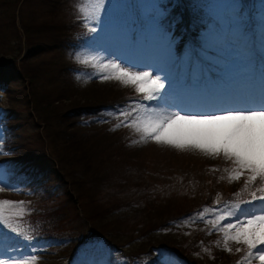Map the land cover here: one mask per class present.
I'll use <instances>...</instances> for the list:
<instances>
[{"label": "rangeland", "instance_id": "obj_1", "mask_svg": "<svg viewBox=\"0 0 264 264\" xmlns=\"http://www.w3.org/2000/svg\"><path fill=\"white\" fill-rule=\"evenodd\" d=\"M167 2L172 4L168 9L164 6ZM158 3L163 7L157 8V0H103V3L101 0H61L58 12L59 18L69 23L79 20L80 25L85 28L79 18L83 16L88 19L89 27L95 26L99 20L103 24V29L100 32L98 28L97 33L86 32L84 43L88 46L87 51L90 54L87 60L94 63L87 66L86 69L79 70V72H72L71 76L63 82V89L57 96H62L66 101L72 97H79L81 103L84 100L93 103L97 102L96 99L102 94L106 95L108 93L106 86L108 81L102 82L96 78V74L101 71L99 65L102 58L108 55L103 49H99L100 46L96 44V41L101 38L100 41L105 46L104 48L124 61L150 65L163 71L170 82V94L175 95L178 102L184 105L182 101H188V97L183 93V77L190 73L191 80L195 81L198 87L196 77L199 73L193 68H197V64L200 62L196 59V62L192 64L190 60L186 59L189 53L188 49H185L180 55L176 50L177 39L172 35L173 28L176 21L181 24L182 29L187 28L184 26V22L180 21L181 14L183 16L182 12H185L184 7H191L189 14L190 16L194 14L196 17L193 19L194 24H204L200 39L202 50H197L201 60L210 66L214 65L212 71H218L223 80L227 83L231 82V86L233 85L236 88L238 84L248 80L246 75L248 73H245V71L252 64L257 65L261 54L263 60H259V63L262 61L264 63V0H158ZM104 5H107L106 10ZM20 8L21 2H18L13 11L16 26L21 34ZM35 8L37 11L39 10L36 5ZM174 10L179 11V15H171L170 12ZM254 10L256 12H253ZM23 12H26V10L24 9ZM251 13H255V17L260 20L255 25L259 30L255 38L257 43L260 44L253 43V38H251L248 31L251 24ZM8 14L10 13H6V15ZM97 34H100V37L97 40H92L91 37ZM227 36L232 37L227 38ZM254 44L256 49L252 48ZM96 45L99 47L98 49ZM208 50L211 52L208 53ZM220 67L221 69H219ZM204 70L206 72V69ZM10 73L11 67L7 66L4 69V74L8 75ZM178 79L181 81L180 83L177 82ZM110 81L120 87L127 88V91L133 90L135 92L134 87L131 85H123L115 80ZM226 87L228 86L226 85ZM18 88L22 91L14 93L13 96L15 98L20 96L19 100L21 102L9 100L5 93L0 92V110H15L24 107L26 102L23 97L24 91L21 85ZM175 90L180 92L174 93ZM240 90L242 91V89ZM193 92L195 93V90L190 93L193 94ZM227 92L229 91L227 90ZM136 96L137 93L135 92L132 99ZM235 100L236 103L248 102L245 98ZM151 103L155 104V102ZM173 105L177 106L176 104ZM182 110L184 109L182 108ZM113 113H115V110L110 112L107 118L99 115L93 118L81 116L75 120L77 124L75 127L79 128V132L81 130L85 131L91 121L105 118L103 122L96 123V127L106 129L108 132L120 133L119 137L124 138L125 144L127 143L126 145L132 147L128 151L129 154L140 153L137 158L143 157V154H151V159L146 158V161H150V163H147L149 164L147 169H149L152 177L157 179L156 183L153 184L155 190L151 191L152 198L163 202L168 201L176 206L182 200L187 205H191L193 202L200 201V196L203 197L204 201L199 203L202 202L201 205L203 206L200 211L205 212L204 220H201L198 216L193 217V214H188L185 218H193L170 223L158 232H161L164 236L167 235V237L177 238L184 247H188L190 243L195 242L192 256L200 259L202 264H239L246 255V245L229 241L228 246L232 251L228 252L224 248V234L217 229H213V226L205 221L214 219L216 215L221 214L212 212L211 209L213 208H220L222 212L233 211L238 214L252 208V206L244 204L242 200V193L250 188V184L247 187L245 186L246 175L241 177L240 180H230L229 174L234 165L232 161L225 159L222 154L213 156L199 149L175 148L167 144H158L150 138L141 141L142 132H138L134 127H125L123 124L113 130V126L123 119L118 116V113ZM141 115H143L142 112ZM132 118L129 117L128 119L131 120ZM34 126L36 124L32 122L21 128V130L24 129L20 132L21 137H24V140L30 143V146H27L28 148L37 146L39 143L37 140L38 132ZM188 134L187 128H181L173 135L187 137ZM8 135L0 126V138H2L0 143L2 145ZM11 158L16 159V157L6 154L3 150V154H0V168L2 161L6 162ZM41 165L50 168L51 164L41 160ZM2 168L0 188H3V191H0V200L17 202L10 205H0V249L3 250V258L9 256L23 257L27 264H138V261L134 260V256L130 255L128 251L126 252L124 248L121 250L119 248L117 250L113 249L103 237H98L92 231L91 233L94 235L91 236L88 227L82 230V240L91 237L84 243L82 240L77 241L75 251L64 250L65 252H62H67L68 255L62 254L61 247L71 244L73 238L79 237V229H77L79 221L72 213L68 222L53 224L57 225L55 227L58 229L49 233L53 234L52 237H55L54 241H41L31 236V233L35 231L24 222H29L25 212L28 210V206L32 205V195L28 196L25 189L20 186V183L27 177L22 172H17V170H21L19 163L12 166L13 171H3ZM26 168L29 169V167ZM133 169H139L142 172V164L133 165ZM209 177L214 179V187L207 182ZM45 179H48V183L45 182ZM45 179L41 180L40 184L47 189L50 188V192H64L65 184L57 180L55 176L46 174ZM226 182L228 183L226 187L228 191L224 189ZM255 183L257 184V182ZM5 185L10 187H5ZM117 187L113 186L112 188L116 189ZM253 187L254 190L259 188L255 185ZM261 187H264V183L260 182ZM142 192L144 195L147 191L142 190ZM232 192L241 193L237 196L232 195ZM126 193L132 194V189L126 191ZM141 197L143 196L140 195V199ZM21 201H23L22 204L19 203ZM215 201H220V204H215ZM252 204L259 207L258 201H253ZM237 205H239V208L236 207ZM69 212L74 211H72V208L63 207L62 219ZM235 219V216L230 218V220ZM230 220L222 221L221 225L230 222ZM127 226H129L128 229L132 228L131 222ZM9 232L14 237L8 235ZM16 232L20 233V236ZM63 239H67L68 244H63L60 241ZM237 248H240L241 251L237 252ZM218 251L225 253L219 262L214 257ZM163 254L165 255V253ZM33 255L36 257L35 260L32 259ZM142 259L141 264H189L187 261L177 258V255L170 254L165 256H160L158 253L146 254ZM252 264H259V261L253 259Z\"/></svg>", "mask_w": 264, "mask_h": 264}, {"label": "trees", "instance_id": "obj_2", "mask_svg": "<svg viewBox=\"0 0 264 264\" xmlns=\"http://www.w3.org/2000/svg\"><path fill=\"white\" fill-rule=\"evenodd\" d=\"M18 2H21V34L13 11ZM35 5L39 7L38 11ZM169 5L172 4L167 2L164 6L168 9ZM60 6L61 0H0V92L5 93L9 100L21 102L20 96H13L22 91L18 88L21 85L26 101L24 107L0 110V126L9 134L3 143V150L16 157L2 161L1 168L13 171L12 166L19 163L21 170L17 172L27 177L20 186L28 196L32 195V205L25 212L29 222L24 224L34 229L31 236L36 239L54 241L55 237L49 233L58 229L53 224L68 222L72 213L79 221V237L73 238L71 244L67 239L60 240L68 244L61 247L62 254L68 255L62 251L76 248V242L82 240V230L88 227L91 236L103 237L113 249L124 248L138 264L142 263L144 255L156 254L157 249L176 252L190 264H202L200 259L192 256L195 242L184 247L177 238L164 236L158 231L165 225L185 219L188 214L198 213L203 197L200 196L201 203L197 201L187 205L182 200L176 206L152 198L151 191L155 190L153 184L157 179L147 169L150 161L146 158L151 159V154H143L140 158H137L140 153L129 154L132 147L125 144V139L119 137L120 133L96 127V123L105 118L91 121L85 131L79 132V128L75 127V120L81 116L107 118L110 112L128 103L135 92L108 81V93L97 98V102L84 100L81 103L79 97L66 101L57 96L72 72L86 69L94 63L87 60L90 54L84 43L85 28L79 20L69 23L59 18ZM24 9L26 12H23ZM184 9L186 13L182 12L180 21L187 28L182 29L176 21L172 34L177 39V52L187 46L188 39H192L199 48L204 25L194 24L196 17L194 14L190 16L191 7ZM170 14L176 16L179 11L174 10ZM250 23L251 27L258 23L255 13H251ZM257 31L255 29L256 35ZM96 44L100 46L96 45L97 49L105 47L101 41H96ZM7 66L11 67L8 75L4 74ZM102 112L104 115H101ZM32 122L36 124L34 128L37 129L39 143L28 148L30 143L21 137L20 132ZM41 160L52 166L41 165ZM140 164L142 172L133 169V165ZM46 174L64 183V192H50V188L41 185L40 181L45 179ZM45 182L48 183V179ZM211 185L215 186L213 178ZM113 186L118 187L113 189ZM131 189L132 194H127L126 191ZM142 190H146V194L143 195ZM240 193L232 192V195ZM140 195L143 196L141 199ZM242 195L250 197L251 191ZM63 207L72 208L74 212H69L62 219ZM130 222L132 228L128 229ZM224 255L218 251L214 257L219 262Z\"/></svg>", "mask_w": 264, "mask_h": 264}, {"label": "snow or ice", "instance_id": "obj_3", "mask_svg": "<svg viewBox=\"0 0 264 264\" xmlns=\"http://www.w3.org/2000/svg\"><path fill=\"white\" fill-rule=\"evenodd\" d=\"M101 2L103 3V0ZM162 7L157 0V8ZM104 8L106 10L107 5H104ZM79 18L87 33H97L98 28L102 32L103 24L99 20L95 26L89 27L86 17ZM99 37L100 34H97L91 38L97 40ZM101 48L108 55L102 58L99 65L101 71L96 74V78L102 82L115 80L123 85H131L137 93L136 98L115 109L113 114L118 113L123 119L113 126V130L123 124L142 132L141 141L150 138L158 144H167L175 148L199 149L213 156L222 154L234 165L229 174L230 180H240L246 175V187L257 181L264 183V101L239 102L209 111L182 110L174 106L172 100L170 102L168 100L170 82L163 71L150 65L126 62L104 47ZM129 117L133 118L129 120ZM181 128L188 129L187 137L173 135ZM0 154H3L2 143ZM0 191H3V188H0ZM258 191L264 193V187ZM253 201H258L259 207L252 205ZM14 203L17 202L0 200V205ZM19 203L22 204L23 201ZM214 203L219 205L220 201ZM243 203L252 206L251 210L238 214L213 208L212 212L221 214L205 222L224 234V248L228 252L232 251L228 246L229 241L246 245V255L239 264H252L253 259L258 260L259 264H264V195H257L254 191L251 193V200ZM236 207L239 208V205ZM196 216L204 220L205 212L194 213L193 217ZM233 216L236 219L230 220ZM225 220L230 222L221 225ZM236 251L239 252L241 249L237 248ZM3 256V250L0 249V264H27L23 257ZM32 259L35 260L36 257L33 255Z\"/></svg>", "mask_w": 264, "mask_h": 264}, {"label": "bare ground", "instance_id": "obj_4", "mask_svg": "<svg viewBox=\"0 0 264 264\" xmlns=\"http://www.w3.org/2000/svg\"><path fill=\"white\" fill-rule=\"evenodd\" d=\"M171 99V98H170ZM175 103V102H174Z\"/></svg>", "mask_w": 264, "mask_h": 264}]
</instances>
